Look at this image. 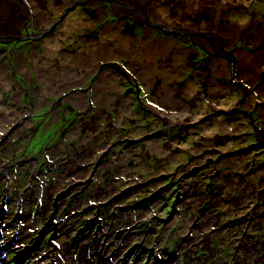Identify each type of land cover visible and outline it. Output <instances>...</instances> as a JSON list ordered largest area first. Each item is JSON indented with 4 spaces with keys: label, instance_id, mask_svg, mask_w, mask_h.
<instances>
[{
    "label": "rangeland",
    "instance_id": "rangeland-1",
    "mask_svg": "<svg viewBox=\"0 0 264 264\" xmlns=\"http://www.w3.org/2000/svg\"><path fill=\"white\" fill-rule=\"evenodd\" d=\"M261 51L264 0H0V264H264Z\"/></svg>",
    "mask_w": 264,
    "mask_h": 264
},
{
    "label": "bare ground",
    "instance_id": "bare-ground-1",
    "mask_svg": "<svg viewBox=\"0 0 264 264\" xmlns=\"http://www.w3.org/2000/svg\"><path fill=\"white\" fill-rule=\"evenodd\" d=\"M119 8H121V7H119ZM134 13H136V12H134ZM134 13H132V14H134ZM139 19V18H138ZM232 30H233V28H232ZM234 34L236 35V34H239L240 32H242V30H243V27H242V25L241 26H237V27H234ZM213 38V37H212ZM234 38H236V36L234 37ZM126 41V40H125ZM164 41V40H163ZM163 41H158L157 43H155L153 46L152 45H149L148 47H151V48H153V47H159V49L161 48L162 50L160 51V55L162 56H164V55H167L168 54V52H169V45H168V42H163ZM102 45H104L105 43L104 42H102L101 43ZM258 44V42L256 43V45ZM101 46V45H100ZM128 46V45H127ZM97 47V46H96ZM103 48V47H102ZM95 49V48H94ZM107 49V48H106ZM157 49V48H156ZM159 49H158V51H159ZM98 49H96V51H97ZM103 50H105V49H103ZM151 49H148L147 50V52H148V54L147 55H150L151 53H149V51H150ZM101 51V50H100ZM131 54H132V52H130ZM94 56V55H93ZM162 56V57H163ZM164 58V57H163ZM243 59L241 60V63H243V65H245V70H246V72H247V75L248 76H250L251 75V77L250 78H254V77H257L258 75L257 74H259L260 73V69L258 68V67H255V65H256V63H257V61H259V62H261L262 64H264V51H261V52H259L258 54H257V56H250V55H248V54H243V57H242ZM259 63H257V65H258ZM252 65V66H251ZM256 65V66H257ZM244 70V71H245ZM23 258V257H22Z\"/></svg>",
    "mask_w": 264,
    "mask_h": 264
}]
</instances>
